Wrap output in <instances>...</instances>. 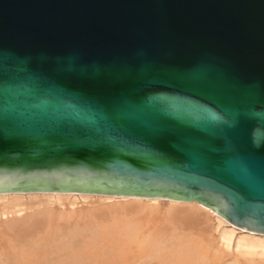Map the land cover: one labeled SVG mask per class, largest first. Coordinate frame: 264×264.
I'll return each instance as SVG.
<instances>
[{"label":"water","instance_id":"1","mask_svg":"<svg viewBox=\"0 0 264 264\" xmlns=\"http://www.w3.org/2000/svg\"><path fill=\"white\" fill-rule=\"evenodd\" d=\"M197 203L264 235V0H0V194Z\"/></svg>","mask_w":264,"mask_h":264},{"label":"bare ground","instance_id":"2","mask_svg":"<svg viewBox=\"0 0 264 264\" xmlns=\"http://www.w3.org/2000/svg\"><path fill=\"white\" fill-rule=\"evenodd\" d=\"M164 200L0 194V264H217L230 256L227 264L264 262V235L197 203ZM79 201L84 207L74 208Z\"/></svg>","mask_w":264,"mask_h":264},{"label":"rangeland","instance_id":"3","mask_svg":"<svg viewBox=\"0 0 264 264\" xmlns=\"http://www.w3.org/2000/svg\"><path fill=\"white\" fill-rule=\"evenodd\" d=\"M13 194H35V193H13ZM45 194H49V193H45ZM50 194H57V193H50ZM62 194V193H61ZM63 194H68V193H63ZM70 194V193H69ZM71 194H77V193H71ZM98 196H100V195H98ZM117 198H120V197H117ZM161 200H164V199H161ZM164 201H166V200H164ZM68 202V201H67ZM66 201L63 203V205L64 206H66L67 207V205H66V203H67ZM63 205H55L54 206V209H56L57 211H58V209L59 208H61L62 209V207H64ZM66 207H64V208H66ZM84 207V205H83V203L82 202H78L77 203V205L76 206H74V208H83ZM87 207V206H86ZM85 207V208H86ZM165 207V205H162V206H160L159 208L161 209V208H164ZM240 259V258H239ZM244 258H241V264H264V262H257V263H254V262H246V261H244L243 260ZM231 261V256H230V258L229 257H227V258H224L223 260H221V261H219L217 264H227L228 262H230ZM150 264H157V263H150ZM211 264V263H210Z\"/></svg>","mask_w":264,"mask_h":264}]
</instances>
